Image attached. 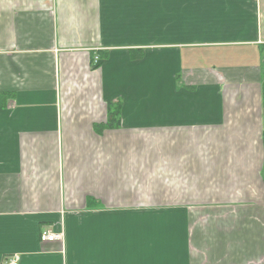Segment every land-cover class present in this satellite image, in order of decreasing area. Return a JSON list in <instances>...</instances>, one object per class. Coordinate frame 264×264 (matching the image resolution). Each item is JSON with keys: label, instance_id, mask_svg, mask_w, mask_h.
Returning a JSON list of instances; mask_svg holds the SVG:
<instances>
[{"label": "crops", "instance_id": "0c3cea01", "mask_svg": "<svg viewBox=\"0 0 264 264\" xmlns=\"http://www.w3.org/2000/svg\"><path fill=\"white\" fill-rule=\"evenodd\" d=\"M260 47L264 0H0V264H264L261 206L186 190L217 140L260 171Z\"/></svg>", "mask_w": 264, "mask_h": 264}, {"label": "rangeland", "instance_id": "374dc122", "mask_svg": "<svg viewBox=\"0 0 264 264\" xmlns=\"http://www.w3.org/2000/svg\"><path fill=\"white\" fill-rule=\"evenodd\" d=\"M247 49V48H243ZM247 55H251L252 52H246ZM256 60L250 59V62H254L257 64V68L260 73L261 82L264 83V50H260L256 52ZM221 60V59H218ZM199 62L204 63L201 59H198ZM262 86L261 83H259ZM260 96V94L258 93ZM260 106V100H259ZM258 110V109H257ZM256 111L251 112L250 121L244 120L248 116V113H241L239 116L235 117L234 120L236 123L242 127L240 129V133L243 136H246V141L243 143L244 146L250 147L254 144V140L256 138V134L260 133L262 130L261 127V117H259L258 123H255V115ZM226 113V112H225ZM239 118L241 120H239ZM230 125V122L228 123ZM227 125V123H226ZM257 128H259L258 132H256ZM228 130H225L227 132ZM237 139V140H236ZM232 139L230 142V147H238L241 146V138L236 137ZM203 142V140H202ZM200 143L203 146V143ZM211 143V140L208 142ZM153 144V143H152ZM206 144V143H205ZM204 144V145H205ZM244 147V148H246ZM210 150L208 154H204V158H208L210 164L207 165L208 169L204 167L201 168L203 172V178L198 180L195 178L194 185L187 187V191H194L193 200L190 202V206H192L193 211L197 210H214L217 208H223L225 210H232L236 208V219L239 220L240 216L243 215L248 209L255 208L261 209L263 208V187L260 181V176H257L259 169H254L253 167L245 170L241 166L244 161V154H240V160L235 165L236 171L238 172V168H240L242 172V178L235 179L234 177H228L234 173V170L231 171V168H234L233 165L225 164V162H218L214 164L216 159L220 160L221 158H226V148L224 146H220V141H214L211 143ZM216 153L215 160L213 161V157ZM263 155V154H262ZM244 165V164H243ZM198 167L196 166L195 169ZM248 173V176L246 175ZM236 174V172H235ZM255 174V175H254ZM246 175V176H245ZM209 176H213L212 178H208ZM257 176V177H256ZM188 182H186L187 184ZM184 186V184L182 185ZM157 191V190H155ZM250 212V210H249ZM235 217V216H234ZM231 219V218H230ZM216 220V215L211 217V221ZM256 220H259L255 215H252L249 219H244L243 222H250L253 224H257ZM204 223H201L203 225ZM211 225V223H210ZM209 225V226H210ZM223 231H227V229H223Z\"/></svg>", "mask_w": 264, "mask_h": 264}, {"label": "trees", "instance_id": "16d2710c", "mask_svg": "<svg viewBox=\"0 0 264 264\" xmlns=\"http://www.w3.org/2000/svg\"><path fill=\"white\" fill-rule=\"evenodd\" d=\"M260 50H264V47H260ZM178 78V77H176ZM261 104H262V121H263V130L261 133V137H260V142H261V146H262V154H263V165L259 171V176H260V181L263 187V194H262V200H263V212H264V84L262 85V89H261ZM109 107V104L107 105ZM116 111H113L110 107L108 108V116L111 118V123L118 125L119 121H118V116H119V107L115 108ZM115 115V116H113ZM113 116V117H112ZM109 122V125L111 124Z\"/></svg>", "mask_w": 264, "mask_h": 264}, {"label": "built area", "instance_id": "2783aa9c", "mask_svg": "<svg viewBox=\"0 0 264 264\" xmlns=\"http://www.w3.org/2000/svg\"><path fill=\"white\" fill-rule=\"evenodd\" d=\"M62 234L61 233H53V232H42L40 235V241L44 243L48 242H62ZM1 264H19L18 256L7 257L2 260Z\"/></svg>", "mask_w": 264, "mask_h": 264}, {"label": "bare ground", "instance_id": "6f19581e", "mask_svg": "<svg viewBox=\"0 0 264 264\" xmlns=\"http://www.w3.org/2000/svg\"><path fill=\"white\" fill-rule=\"evenodd\" d=\"M114 106H115V105H114ZM113 111H114V110H113ZM113 116H115V115H113ZM113 116H112V117H113ZM108 123H109V122H108ZM108 123H107V124H108Z\"/></svg>", "mask_w": 264, "mask_h": 264}]
</instances>
